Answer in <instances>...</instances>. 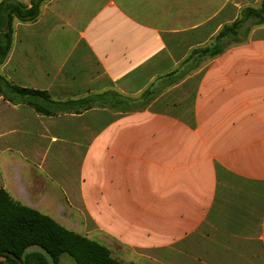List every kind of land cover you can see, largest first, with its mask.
<instances>
[{"label":"crops","instance_id":"crops-1","mask_svg":"<svg viewBox=\"0 0 264 264\" xmlns=\"http://www.w3.org/2000/svg\"><path fill=\"white\" fill-rule=\"evenodd\" d=\"M261 2L47 0L16 21L0 73L43 94L0 97V188L140 264H264V24L187 61Z\"/></svg>","mask_w":264,"mask_h":264},{"label":"trees","instance_id":"trees-1","mask_svg":"<svg viewBox=\"0 0 264 264\" xmlns=\"http://www.w3.org/2000/svg\"><path fill=\"white\" fill-rule=\"evenodd\" d=\"M46 1L31 0L30 5L19 0L0 1V65L11 52L15 22L35 21ZM248 20L255 25L264 24V0L260 7L244 8L240 18L222 27L211 45L193 50L187 61L213 58L231 44L241 42L240 30ZM192 69L194 67L189 71ZM187 72L176 69L165 78L175 81ZM157 88L154 83L146 93ZM27 94L43 92L17 86L0 73V97L14 101L15 96ZM65 254L77 264H126L114 258L110 248L100 241L68 229L53 217L14 199L6 189L0 188V256L6 255L0 264H55Z\"/></svg>","mask_w":264,"mask_h":264},{"label":"rangeland","instance_id":"rangeland-1","mask_svg":"<svg viewBox=\"0 0 264 264\" xmlns=\"http://www.w3.org/2000/svg\"><path fill=\"white\" fill-rule=\"evenodd\" d=\"M251 26L252 22L248 21L245 26ZM78 159L79 155L77 154ZM77 174H79L80 171V164L78 161V164L76 166ZM50 207H56V204L52 203L50 204ZM46 213L52 217L56 216V218L68 229L74 230L80 234L86 235L91 239H96L100 241L102 244L106 245L110 248L112 256L122 262H125L126 264H140L139 261H135L133 259L132 253L130 251L124 250L120 245H118L114 240L103 238L102 236H99L100 233H94L90 232V225H86V220L84 218L83 213L79 211H64V212H58V213H50V212H43ZM100 215V214H99ZM103 232V231H101ZM55 264H77L74 259L65 254L62 256L61 260L58 263ZM146 264V263H144Z\"/></svg>","mask_w":264,"mask_h":264},{"label":"water","instance_id":"water-1","mask_svg":"<svg viewBox=\"0 0 264 264\" xmlns=\"http://www.w3.org/2000/svg\"><path fill=\"white\" fill-rule=\"evenodd\" d=\"M7 254H9V253H7ZM12 256H14V255H12ZM15 257V256H14ZM6 259V255H2V256H0V262L1 261H3V260H5ZM20 264H22L21 262H20Z\"/></svg>","mask_w":264,"mask_h":264}]
</instances>
